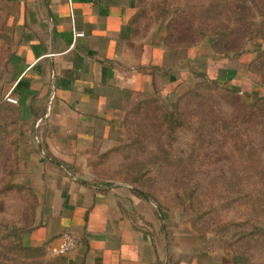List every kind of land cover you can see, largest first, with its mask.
<instances>
[{"label": "crops", "instance_id": "1", "mask_svg": "<svg viewBox=\"0 0 264 264\" xmlns=\"http://www.w3.org/2000/svg\"><path fill=\"white\" fill-rule=\"evenodd\" d=\"M139 14L138 0H0V108L14 109L20 126L0 182L13 172L12 184L38 201L24 248L48 250L64 232L76 238L51 264L228 262L211 237L172 225L128 184L81 177L115 153L139 103L175 98L201 76L242 91L229 81L227 54L171 45L165 26ZM13 197L0 199V222L18 218Z\"/></svg>", "mask_w": 264, "mask_h": 264}, {"label": "rangeland", "instance_id": "2", "mask_svg": "<svg viewBox=\"0 0 264 264\" xmlns=\"http://www.w3.org/2000/svg\"><path fill=\"white\" fill-rule=\"evenodd\" d=\"M138 5L142 24L165 26L171 45L203 44L227 54L235 71L229 81L239 79L242 91L232 90L239 86L230 82L218 81L217 87L197 77L175 98L139 103L115 153L91 162L81 177L128 184L169 214L172 225L211 237L226 251L227 264H264V0ZM19 128L15 110L1 107L0 170L8 160L5 152L20 144ZM4 183L0 199L15 193L8 201L19 216L0 229V264H51L49 248L30 250L12 236L36 224V197L29 189L4 192Z\"/></svg>", "mask_w": 264, "mask_h": 264}, {"label": "built area", "instance_id": "3", "mask_svg": "<svg viewBox=\"0 0 264 264\" xmlns=\"http://www.w3.org/2000/svg\"><path fill=\"white\" fill-rule=\"evenodd\" d=\"M76 37H83V34H76ZM76 245V238L70 232H64L61 234L58 242L49 247V256L52 258L66 256Z\"/></svg>", "mask_w": 264, "mask_h": 264}, {"label": "trees", "instance_id": "4", "mask_svg": "<svg viewBox=\"0 0 264 264\" xmlns=\"http://www.w3.org/2000/svg\"><path fill=\"white\" fill-rule=\"evenodd\" d=\"M261 52H263V55H262V58H264V47L262 46L261 47ZM259 59V58H258ZM201 77H204V78H206V80H208V78L207 77H205V76H201ZM209 81V83L210 84H212V85H216L217 87L218 86H220V83L218 82V81H214V82H212V80H208ZM207 81V82H208ZM201 85V84H200ZM198 89H199V86L197 85V86H195V89L193 90V91H195V92H197L198 91ZM232 90H235L236 92H238L239 91V89L238 88H232ZM192 91V92H193ZM192 92L187 96H185L184 98H183V100H185L187 97H189L191 94H192ZM13 175H14V173L13 172H7L6 174H5V183H4V185H3V191L4 192H10V191H13V190H18V187H16V186H14L12 183H10V181H11V179H12V177H13ZM137 192V194L139 195V196H141V197H143V198H146V199H148V197H146L145 195H143L141 192H139V191H136ZM149 200V199H148ZM2 223H1V225H0V227L2 228V230L4 229V228H6V224L5 223H7V221L5 220V221H1ZM19 228V227H18ZM27 232V231H26ZM22 233H25L24 231L23 232H19V234L16 236V235H12L13 236V238H17L18 240H20L21 239V236H22ZM6 239V238H5Z\"/></svg>", "mask_w": 264, "mask_h": 264}]
</instances>
